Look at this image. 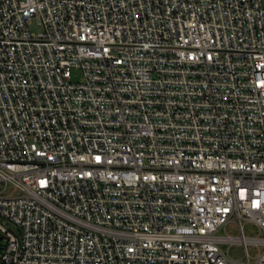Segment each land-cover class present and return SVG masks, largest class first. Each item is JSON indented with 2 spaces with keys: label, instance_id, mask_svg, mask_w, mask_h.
Instances as JSON below:
<instances>
[{
  "label": "built area",
  "instance_id": "1",
  "mask_svg": "<svg viewBox=\"0 0 264 264\" xmlns=\"http://www.w3.org/2000/svg\"><path fill=\"white\" fill-rule=\"evenodd\" d=\"M244 221L264 232L263 0H0V264H264Z\"/></svg>",
  "mask_w": 264,
  "mask_h": 264
},
{
  "label": "rangeland",
  "instance_id": "2",
  "mask_svg": "<svg viewBox=\"0 0 264 264\" xmlns=\"http://www.w3.org/2000/svg\"><path fill=\"white\" fill-rule=\"evenodd\" d=\"M264 1V0H263ZM41 19L39 17H34L30 22V28L33 33L37 34L43 30V27L40 24ZM74 80L80 81L83 77V73L81 70H74ZM6 193L10 194H20V191L13 190V187L9 184L7 186ZM244 235L247 237H257V236H264V232H260V229L249 221H244ZM218 235H231L233 237L241 236V231L239 229L238 224L236 223V218H233V221H230L225 228H221L218 232ZM2 232L0 231V236ZM5 244L4 239L0 241V260L3 254V246ZM223 251L225 253H229V256L236 260L238 264H246L245 258V250L244 246L241 243H233V244H222L221 245ZM248 252L250 255V260L252 264H255L256 256L258 255L259 249L258 247L254 246L253 244L248 245Z\"/></svg>",
  "mask_w": 264,
  "mask_h": 264
},
{
  "label": "water",
  "instance_id": "3",
  "mask_svg": "<svg viewBox=\"0 0 264 264\" xmlns=\"http://www.w3.org/2000/svg\"><path fill=\"white\" fill-rule=\"evenodd\" d=\"M2 239V237H0V240Z\"/></svg>",
  "mask_w": 264,
  "mask_h": 264
}]
</instances>
